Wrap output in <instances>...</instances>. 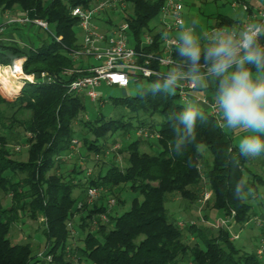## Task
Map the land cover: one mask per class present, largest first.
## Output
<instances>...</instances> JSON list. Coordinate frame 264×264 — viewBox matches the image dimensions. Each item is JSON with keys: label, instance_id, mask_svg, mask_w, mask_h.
<instances>
[{"label": "trees", "instance_id": "16d2710c", "mask_svg": "<svg viewBox=\"0 0 264 264\" xmlns=\"http://www.w3.org/2000/svg\"><path fill=\"white\" fill-rule=\"evenodd\" d=\"M90 1L0 0V16L5 11L26 12L29 17L43 19L52 26L51 32H47L50 39L37 46L22 47L17 42L0 40V65L6 66L13 59L24 57L25 73L46 71L60 77L58 83H27L14 99L0 90V189L11 199L9 208H2L0 203V264H73L74 261L81 264H263L257 253H247L237 247L227 229L215 231L208 225L189 222L181 227L166 206L167 200L175 195L191 205L207 186L212 191L213 212L225 215L234 211L239 226L251 217L247 199L255 195L257 186L264 184L261 174L248 167L256 158L240 157L237 163L236 145L206 109L191 106L202 111L207 120L198 119L195 131L179 154L174 145L183 136L177 132L176 116L186 107L180 103L176 91L155 94L151 91L156 84L164 82L157 77H139L131 82L141 85L134 95L113 101L115 108L135 114L136 126L130 120L125 121L123 113L120 119L98 116L95 121H79V115L84 112L82 98L67 91L66 84L74 75L64 76L62 71L78 67V62L72 61L66 52L80 45L76 34L78 22L71 16L70 8L88 6ZM232 1L223 0L221 6ZM127 2L128 13L123 18L130 25L131 42L134 41L137 50H157L158 32L153 35L154 45L141 48L140 42L146 32L155 31L154 22L163 0ZM212 15L213 22L208 28L239 30L240 20L223 12ZM111 20L112 17L107 19ZM57 37L60 39L56 40ZM173 56L184 66L176 49ZM78 121L85 128L82 142L96 154L104 153V141L117 132L125 135L132 128L136 131L144 127L158 137L151 144L154 147L151 153H147L141 150V143L148 139L136 136L123 147L127 153L124 166L111 164L104 171L99 166L95 174H86L88 177L83 183L73 175L80 172L73 166L69 175L59 172L66 167L60 156L69 151ZM87 133L93 136L92 140L86 138ZM10 140L27 145L25 160L14 157ZM197 145L203 151H198ZM258 159L263 169L264 156ZM245 171H251L249 177ZM237 183L242 188L240 199L235 195ZM88 186L101 187L106 194L118 197L122 205L119 191L123 187L141 194L142 200L135 199L128 211L116 216L107 207H88L84 203L81 211L88 210L90 214L85 212L78 217V228L87 232L81 238L82 244L73 247L67 222L79 211L74 205L80 199L73 191ZM23 213L33 220L38 217L45 220L41 230L46 240L43 254L51 255V261H40L33 254L30 242L12 243L11 224ZM97 213H106L107 223L98 222L95 229L87 228L94 220L86 219ZM191 237L192 244L188 242Z\"/></svg>", "mask_w": 264, "mask_h": 264}, {"label": "built area", "instance_id": "2783aa9c", "mask_svg": "<svg viewBox=\"0 0 264 264\" xmlns=\"http://www.w3.org/2000/svg\"><path fill=\"white\" fill-rule=\"evenodd\" d=\"M238 5L239 3L236 1L231 3L233 8ZM240 6L243 11L248 12V7L245 4ZM128 7L127 0H91L88 6L77 5L70 8L71 16L77 19V28L82 34V39L79 41L80 45L78 48L66 50L71 60L78 62L77 68L62 71L64 76L74 75L72 80L66 84L69 93H82L92 101H98L103 100L96 91L102 83L108 86L124 88L139 77L143 79L157 77L164 81L170 70L186 73V67L176 61L173 56L174 49H176L178 43L177 36L174 33L189 27L184 24V0H163L155 23V31L146 32L140 42L141 48L154 45L155 39L153 35L158 32L160 34L158 49L151 52H144L142 49L137 50L131 42L130 25L123 18L128 13ZM3 15L5 16V21L0 23V36L4 34L6 28L10 25L35 26L51 32L47 21L40 18H31L26 12L15 15L11 11H5ZM109 17H114L115 19L113 18L111 23L106 22ZM117 17H119L118 20ZM99 21H102V25H100ZM252 21L264 22V8L256 10L251 15L249 14L241 22L239 30ZM218 29V27L208 28L203 33L197 34L202 45L206 46ZM222 29L233 32L239 31L235 28L222 27ZM59 39V37L56 38V40ZM24 60V57L16 58L9 65H0V68L8 69L12 78L19 81L22 87L27 83L60 82V77L57 74L52 75L46 71L25 73L22 68ZM1 85L2 83L0 82ZM197 89L188 80L182 79L175 91L181 101H196L202 105L218 123V112L214 107V101H209L206 97L198 95ZM135 134L145 138L158 137L157 133H151L148 128L144 127L138 128ZM77 143V139H72L68 154L66 153L60 158L66 159L70 157L72 151L76 149ZM114 147L121 148V145L117 144ZM86 174L89 175V172H86ZM101 190V187L89 186L87 188V199L89 201L93 200L99 195ZM211 198L212 191L207 186H204L199 202L205 203ZM115 204L116 200L111 198L108 199L107 204L100 206L107 207V210H109ZM81 206V202L77 203L78 208ZM234 215L235 212L231 211L230 214H223L211 223L203 218L201 219L212 227L226 228L230 233V239L234 240L238 238V235L232 231L235 223L233 221ZM99 218L103 222L108 220L106 213H101ZM257 219V224L262 230L260 248L258 249V254H261L264 251V219ZM184 223V221H179L178 225L182 227ZM189 223L196 222L191 220ZM71 226L72 222L68 221L67 227L71 229ZM41 255L40 253L38 254V256ZM49 258L47 256V259Z\"/></svg>", "mask_w": 264, "mask_h": 264}, {"label": "rangeland", "instance_id": "374dc122", "mask_svg": "<svg viewBox=\"0 0 264 264\" xmlns=\"http://www.w3.org/2000/svg\"><path fill=\"white\" fill-rule=\"evenodd\" d=\"M184 0V4L186 8L191 9L192 11H196L198 9H201L203 6V14L200 15L199 20L204 18L205 15L210 14L212 12H223L224 9H222L219 5H214L212 2H209L210 0ZM212 11V12H211ZM20 13L19 11H17ZM235 11L229 12L230 15H234ZM17 13V14H18ZM22 13V12H21ZM20 15V14H19ZM204 15V16H203ZM114 18V17H112ZM115 19V18H114ZM119 17H117V20ZM116 20V21H117ZM202 21V20H201ZM100 24H102V21H99ZM22 30L27 31V36L29 39L33 41V43L37 46L40 44L43 40H49L50 36L48 31L36 28L35 26L32 27H24L21 28ZM49 30H52V26H49ZM77 37L79 40L82 39V34L79 29L76 30ZM5 35L2 34L0 38ZM21 38V37H20ZM29 39L26 37L25 41L28 42ZM1 40V39H0ZM22 41V40H21ZM134 44V41H132ZM14 80V78H13ZM15 82H19L14 80ZM26 85V84H25ZM145 86L149 85L148 83H144ZM141 88V85H137L134 83H130L129 86L121 88L117 86H108V85H101L99 88L96 89V91L101 95L103 100L98 101H92L90 98H88L85 94L82 93H74L76 96H79L82 98V102L84 105V112H82L79 115V121L82 120H90L95 121L98 116L103 117L104 119H120L122 113L125 114L123 117L125 121L130 120L134 126H136V121L134 118L135 114H130L126 112V110L122 111L120 107L115 108L113 101L116 98L125 97L128 95H134L138 89ZM1 92H3L8 98L14 99L16 97V94L19 92L12 91L8 92L3 85L0 86ZM8 92V93H7ZM10 94V95H8ZM180 103L187 107V106H195V103L190 101H181ZM125 112V113H124ZM79 121L75 123V133L74 139L78 140V143L76 144L75 148L72 151V154L70 157L66 159H62L66 164V167L63 166L60 173L62 172L64 176L69 175L70 170H72V166L75 167L76 170H80V172L73 173L79 179L81 182L86 181V177L91 176L96 173L99 166L102 167V170L111 165H122L125 164V157L127 156L126 151H124L123 147H125L130 141L134 140L136 138L135 134V128H132L129 130V132L125 133L123 135L121 132L114 133L113 135H110L106 141H104V145L102 149L104 150V153L100 151V153H93L92 151L87 150L86 144L82 142L81 134L84 132L85 128L79 124ZM150 131V129H149ZM141 137V136H138ZM87 139H93V136L90 133H87L86 135ZM148 139V142H142L141 143V150L151 153L153 146L151 144H155L156 137H146ZM120 144L121 148H115L114 145ZM9 148L11 152L14 154V157L25 160L27 158V145L22 143H17L16 141L10 140L9 142ZM70 150V147H69ZM72 150V149H71ZM69 151L66 153L68 154ZM97 157V158H96ZM261 161L256 158L254 160V163H252V166L248 165L249 169L252 171H256L264 178V170L261 169ZM103 170V171H104ZM86 172H89V175H86ZM251 171H245V176L249 177ZM89 187V186H88ZM86 187H77L73 191L74 196L80 197L78 199L77 203L81 202L82 206L84 203L86 205L91 206H100L107 204L108 199L114 198L116 200V204L110 208L109 212L112 216L120 215L125 211H128L131 208L132 202L136 199L139 202L142 200V195L138 192L132 191L129 188L123 187L120 193V198L124 201V204L122 205V202H119L118 197L110 196L109 194H106L104 191L101 190L99 195L94 198L93 200L89 201L87 199V188ZM211 200L206 201L205 203L199 202V198L197 201L193 204H189L187 201L182 200L178 195H175L174 197L171 196L170 199L167 200L166 206L170 211V214L173 218L179 221L189 222L191 220L195 221L198 224H205L208 225V223H204L201 218L205 219L208 222H214L217 217L221 216L222 214L213 212L212 203ZM248 202L251 204V217L250 219L242 224L238 225L234 218V225L232 227V231L238 235V238L234 239V244L244 250L247 253H257L259 258L262 260L264 264V251L261 254H258V249L260 248V235L262 233V230L260 226L257 224L258 219L261 218L264 219V184L257 186V191L255 195L249 197ZM0 203L2 208H9L11 205V199L10 196L4 193L0 189ZM77 203H75L74 207H76ZM82 206L79 208V211L76 213L74 218L72 219V226L70 230L71 235V244L73 247L75 245H81V238L84 237L87 230H81L78 228V217L80 215H84L86 212V215L90 214L87 211L82 212L83 209ZM81 213V214H80ZM101 213L92 214L89 218L86 220H94L93 225L87 228L89 229H95V225L99 223H102L103 221H97V217H100ZM105 214V213H102ZM96 218V219H95ZM108 219V218H107ZM99 220V219H98ZM44 219L42 217H38L36 220H33L25 213L21 214L19 218L14 221L11 224V229L9 232V237L11 238L12 243L15 244H22L26 242H30L33 247V254L38 256V254H42L41 256H38L40 258V261H51L52 257L51 255H44L43 252L46 247V240L45 236L42 233V224L44 223ZM74 221V222H73ZM104 223H107L105 221ZM215 231L217 229H221L224 227H212L210 224L208 225ZM109 227V226H108ZM226 229V228H224ZM188 242L192 244L194 242V238L192 237L188 239ZM47 256L50 257L47 259ZM73 264H81V262L74 261Z\"/></svg>", "mask_w": 264, "mask_h": 264}, {"label": "clouds", "instance_id": "9594fccd", "mask_svg": "<svg viewBox=\"0 0 264 264\" xmlns=\"http://www.w3.org/2000/svg\"><path fill=\"white\" fill-rule=\"evenodd\" d=\"M177 40L176 53L183 59L186 73L168 71L163 84H156L151 91L174 93L182 79L196 88L214 84L217 126L231 133H244L236 145L237 163L240 157L250 160L264 156V22H249L238 32L219 28L206 46L191 26L181 30ZM198 119L206 121L207 117L191 106L176 116L177 132L183 136L174 145L177 154L187 145ZM197 149L203 151L199 145ZM241 192V183H237L238 199Z\"/></svg>", "mask_w": 264, "mask_h": 264}, {"label": "crops", "instance_id": "0c3cea01", "mask_svg": "<svg viewBox=\"0 0 264 264\" xmlns=\"http://www.w3.org/2000/svg\"><path fill=\"white\" fill-rule=\"evenodd\" d=\"M222 1L223 0H218L215 3L212 2V4L219 5L222 9H224L223 13H226L228 16H230L232 18L240 20V24H241L242 21H244L247 18V16L249 14L251 15L256 10L264 8V0H243L244 3H239V5L237 7H235V8H233L231 6V3L234 0L230 4L227 3L225 6H221ZM224 1H229V0H224ZM241 4H245L247 7L249 6L250 10L248 8V12L243 11L241 6H240ZM232 11H235L234 15H230L229 12H232ZM11 13L16 15L18 12L17 11H11ZM212 13H215V12H212ZM212 13L207 14L205 16L203 15L204 18L201 19L202 21L201 20L198 21L200 15L203 14V6H202L201 9H198L196 11H192L191 9L184 7V9H183L184 24H185V26H191V27L195 28L196 33L197 34H201L205 30L208 29V26L210 24H212V22H213L212 18L214 16V15H212ZM18 14H21V12L18 13ZM194 20L198 21V23H191V25H190V22L194 21ZM4 21H5V16L2 14V16H0V23L4 22ZM106 22H108V21H106ZM109 22L111 23V21H109ZM154 23H156V22H154ZM100 25H102V24H100ZM24 27L25 26L21 27V25L20 26L19 25H10V26H8L6 28V30H5V35L3 36V38L2 37L0 38L1 41L8 42V43L17 42L22 47H33V46H35L33 41L31 39H29V37L27 36V31L21 29V28H24ZM27 28H29V27L27 26ZM178 33L179 32H176V33H174V35L177 36ZM26 37L29 39L28 42L25 41ZM103 84H105V83H102L101 85H103ZM100 86H98V88ZM214 86H215L214 84L210 83L207 87L198 88L197 89V94L206 97L209 101H214V93H215ZM190 102L195 103L196 107L204 108V107H202V105H200L196 101H190ZM218 120H219V115H218ZM224 132L232 139V142L235 145H237L238 140L240 139V137L242 135H244V133H242V132L231 133V132H228L226 130H224Z\"/></svg>", "mask_w": 264, "mask_h": 264}, {"label": "bare ground", "instance_id": "6f19581e", "mask_svg": "<svg viewBox=\"0 0 264 264\" xmlns=\"http://www.w3.org/2000/svg\"><path fill=\"white\" fill-rule=\"evenodd\" d=\"M0 82L2 83L3 87L8 91H17L22 86L20 82H15L8 71V69H1L0 68Z\"/></svg>", "mask_w": 264, "mask_h": 264}]
</instances>
